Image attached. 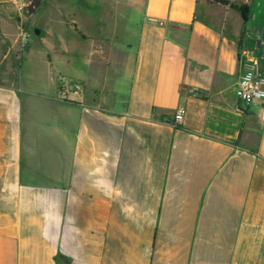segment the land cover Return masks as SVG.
I'll list each match as a JSON object with an SVG mask.
<instances>
[{
    "label": "crops",
    "instance_id": "obj_1",
    "mask_svg": "<svg viewBox=\"0 0 264 264\" xmlns=\"http://www.w3.org/2000/svg\"><path fill=\"white\" fill-rule=\"evenodd\" d=\"M235 2L29 13L27 74L0 82V264H264V99L236 95L264 38Z\"/></svg>",
    "mask_w": 264,
    "mask_h": 264
},
{
    "label": "rangeland",
    "instance_id": "obj_2",
    "mask_svg": "<svg viewBox=\"0 0 264 264\" xmlns=\"http://www.w3.org/2000/svg\"><path fill=\"white\" fill-rule=\"evenodd\" d=\"M32 0H8L3 1L0 8V82H13L19 84L21 70L26 76L27 71L22 69L28 44H22V37L27 32L29 36L35 37L32 25L30 24L28 6ZM43 6L39 10L35 19L40 24L51 22L57 15V10L72 12V10L84 9L87 7L99 6L100 0H42ZM242 0H236L232 4L233 8L244 4ZM26 3V4H25ZM108 5V3H103ZM112 4V3H111ZM113 5L124 6V2L118 1ZM254 19V23L244 24L242 40L245 42L247 34L253 38H264V0H251L249 4V20ZM53 22V21H52ZM248 32V33H247ZM29 41V37H28ZM26 79V77H25ZM69 82L61 77V81ZM70 83V82H69ZM73 84V83H71Z\"/></svg>",
    "mask_w": 264,
    "mask_h": 264
},
{
    "label": "built area",
    "instance_id": "obj_3",
    "mask_svg": "<svg viewBox=\"0 0 264 264\" xmlns=\"http://www.w3.org/2000/svg\"><path fill=\"white\" fill-rule=\"evenodd\" d=\"M14 1L16 2L17 0ZM82 91V84H71L62 79L59 91L62 98L68 99L72 94L79 96ZM236 95L245 104H250L254 99H264V75L258 74L253 65H247L245 70L240 74ZM183 117V109H177L175 120L181 121Z\"/></svg>",
    "mask_w": 264,
    "mask_h": 264
},
{
    "label": "trees",
    "instance_id": "obj_4",
    "mask_svg": "<svg viewBox=\"0 0 264 264\" xmlns=\"http://www.w3.org/2000/svg\"><path fill=\"white\" fill-rule=\"evenodd\" d=\"M208 1L213 4H223V5H227L230 3V0H208ZM40 5H41V0H32L28 6L29 13L34 12L36 8L39 7ZM238 9L240 10L243 21L246 23L249 20V4L244 3L238 6Z\"/></svg>",
    "mask_w": 264,
    "mask_h": 264
},
{
    "label": "water",
    "instance_id": "obj_5",
    "mask_svg": "<svg viewBox=\"0 0 264 264\" xmlns=\"http://www.w3.org/2000/svg\"><path fill=\"white\" fill-rule=\"evenodd\" d=\"M37 31H38V30H37ZM250 40H251V41H254V39H253V38H250Z\"/></svg>",
    "mask_w": 264,
    "mask_h": 264
}]
</instances>
